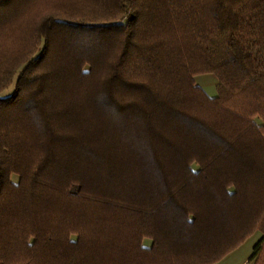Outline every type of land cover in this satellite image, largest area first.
Returning a JSON list of instances; mask_svg holds the SVG:
<instances>
[{"label":"trees","instance_id":"1","mask_svg":"<svg viewBox=\"0 0 264 264\" xmlns=\"http://www.w3.org/2000/svg\"><path fill=\"white\" fill-rule=\"evenodd\" d=\"M255 230L264 0H0V264H213Z\"/></svg>","mask_w":264,"mask_h":264},{"label":"crops","instance_id":"2","mask_svg":"<svg viewBox=\"0 0 264 264\" xmlns=\"http://www.w3.org/2000/svg\"><path fill=\"white\" fill-rule=\"evenodd\" d=\"M213 76V74H204L199 75L201 78L196 77V83H198L200 86H203V84H213L216 86V78H213V81H210L211 79L207 78L205 80L204 76ZM204 82V83H203ZM264 236L263 232L261 230H255L253 231L238 247H236L234 250L230 251L228 254H226L223 258H221L219 261L213 263V264H253L254 261H250L249 258L252 254V250L254 245ZM143 245L148 247L150 245V240L144 239Z\"/></svg>","mask_w":264,"mask_h":264},{"label":"rangeland","instance_id":"3","mask_svg":"<svg viewBox=\"0 0 264 264\" xmlns=\"http://www.w3.org/2000/svg\"><path fill=\"white\" fill-rule=\"evenodd\" d=\"M206 74H210V73H206ZM202 75H204V74H202ZM210 77V78H209ZM204 76V78H205V80L207 79V78H209V79H211L210 81H213V78H215V77H213L212 75L211 76ZM198 78H201L200 76L198 77ZM197 82V81H196ZM204 83V82H203ZM198 84V83H197ZM199 85V84H198ZM200 86V85H199ZM201 88L208 94V95H215L216 94V89H215V85L213 84V82H211V84H210V82H209V84H203V86H201ZM11 91V88L10 89H8V90H5L4 92H3V94H6V93H9ZM258 121V120H257ZM259 122V121H258ZM13 180H15V178H13Z\"/></svg>","mask_w":264,"mask_h":264}]
</instances>
